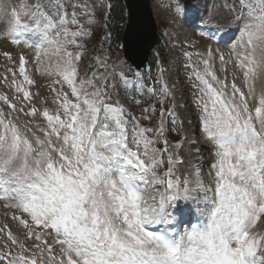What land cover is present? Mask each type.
<instances>
[{
	"label": "snow or ice",
	"instance_id": "1",
	"mask_svg": "<svg viewBox=\"0 0 264 264\" xmlns=\"http://www.w3.org/2000/svg\"><path fill=\"white\" fill-rule=\"evenodd\" d=\"M118 5L0 0V264H264V0H232L226 52H184L194 109L163 68L148 86L109 49L87 57Z\"/></svg>",
	"mask_w": 264,
	"mask_h": 264
},
{
	"label": "rangeland",
	"instance_id": "2",
	"mask_svg": "<svg viewBox=\"0 0 264 264\" xmlns=\"http://www.w3.org/2000/svg\"><path fill=\"white\" fill-rule=\"evenodd\" d=\"M152 5V12L157 23L159 40L156 49L151 54L147 67L143 72H140L145 76L146 84L148 86H152L153 80L158 78L160 75V69H165L164 78L167 80L169 85L175 84V96L176 101L178 103L187 104L190 108L194 109L192 105V92L194 91L191 87V82L188 79L189 69L185 67L186 64L189 63L188 58L184 55V52H192L193 59H197L195 56L196 52H204L205 47L209 46L213 49H220V51L226 52L225 44L234 36L238 35L235 31V28H229L227 26V20L225 17L228 14L227 8L232 4V0H205L206 6L201 10H197L196 16L197 19L193 20V25H190L187 29L181 28V35H178V29L180 21H174L173 18L169 14V10L161 7L162 3H167V0H150ZM201 1V0H200ZM20 0H10V3L13 6L18 5ZM199 2V1H198ZM120 3V0H119ZM181 3L186 6L181 0ZM120 5V4H119ZM123 15V13H122ZM203 18L201 20L200 18ZM111 21V20H109ZM108 21V22H109ZM204 21H211L209 28H205ZM105 25V21L101 20L100 24L96 25L95 30L93 31L90 38H85V43L87 45V57L91 58L90 55L94 54L96 50L101 51L103 49H109L115 51V55L121 53V44H119L118 39V30L111 31L109 28V24ZM4 22H0V26L3 25ZM195 23V24H194ZM217 27H220V31H216ZM120 29V27L118 28ZM201 31H211L212 33H227L230 34V39H227L223 44L213 43L212 40H209L208 37L201 38L199 33ZM111 32V41L105 42L104 36ZM191 37L190 40H185V35ZM30 43L38 42V37H33L29 41ZM11 47L8 44L0 43V49H7ZM91 50L93 52L91 53ZM20 53L26 55V57L31 61L33 58V52L27 46L21 45L17 46L14 50V57H18ZM90 62V59H85V65ZM217 60V64H218ZM8 67H13L15 70V66L6 62L2 56H0V77H2L5 73V69ZM29 72L32 71V64L28 65ZM17 79H22L17 75ZM229 79L231 77L229 76ZM9 80H11V75H9ZM37 84L31 87V91L40 92L41 95L50 96V93L47 89V79L36 77ZM239 83V81H238ZM258 85V86H257ZM255 90L257 94H259L262 90H264V77H258L255 82ZM123 92V88H121ZM9 92L7 86L4 85L3 81L0 80V93ZM9 94H11L9 92ZM131 95V93H129ZM137 113L139 111L135 105H131ZM187 114V113H186ZM195 119L193 118V123L195 124ZM5 210L0 207V214H2ZM5 222V218L3 215H0V223ZM12 226L13 231H17V228L10 219L6 221Z\"/></svg>",
	"mask_w": 264,
	"mask_h": 264
},
{
	"label": "water",
	"instance_id": "3",
	"mask_svg": "<svg viewBox=\"0 0 264 264\" xmlns=\"http://www.w3.org/2000/svg\"><path fill=\"white\" fill-rule=\"evenodd\" d=\"M123 3L127 13L122 37L123 58L135 70H140L158 41L155 20L148 0H123Z\"/></svg>",
	"mask_w": 264,
	"mask_h": 264
},
{
	"label": "bare ground",
	"instance_id": "4",
	"mask_svg": "<svg viewBox=\"0 0 264 264\" xmlns=\"http://www.w3.org/2000/svg\"><path fill=\"white\" fill-rule=\"evenodd\" d=\"M206 6V2L205 0H199V2H195V3H190V4H186V12H187V18H183L181 21H180V24H179V29H178V35H181L182 32H180V29L181 28H186V27H189L191 24H188V22L190 20H196L197 19V16H196V12L197 10H201L203 7ZM186 24V25H185ZM188 24V25H187ZM224 32V31H223ZM222 34H219L220 35V38L223 42H225L227 40L228 37V34L227 33H223ZM185 35V34H184ZM207 37V36H206ZM218 37V36H216ZM230 39V38H229ZM221 43V42H220ZM231 77V76H230ZM258 86V85H257Z\"/></svg>",
	"mask_w": 264,
	"mask_h": 264
},
{
	"label": "trees",
	"instance_id": "5",
	"mask_svg": "<svg viewBox=\"0 0 264 264\" xmlns=\"http://www.w3.org/2000/svg\"><path fill=\"white\" fill-rule=\"evenodd\" d=\"M120 5L115 9V11L112 13V19L108 22L109 28H111V31H117L118 30V39H121L124 31L125 26V10L122 4V1L120 0ZM122 9V12H121ZM123 13V15H122ZM122 16V18H121ZM120 27V29H118ZM120 42V40H119Z\"/></svg>",
	"mask_w": 264,
	"mask_h": 264
}]
</instances>
